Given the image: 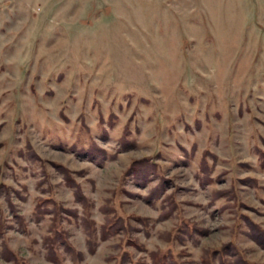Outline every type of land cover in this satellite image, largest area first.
Returning a JSON list of instances; mask_svg holds the SVG:
<instances>
[{
  "label": "rangeland",
  "instance_id": "rangeland-1",
  "mask_svg": "<svg viewBox=\"0 0 264 264\" xmlns=\"http://www.w3.org/2000/svg\"><path fill=\"white\" fill-rule=\"evenodd\" d=\"M248 221L264 0H0V264H264Z\"/></svg>",
  "mask_w": 264,
  "mask_h": 264
},
{
  "label": "trees",
  "instance_id": "trees-1",
  "mask_svg": "<svg viewBox=\"0 0 264 264\" xmlns=\"http://www.w3.org/2000/svg\"><path fill=\"white\" fill-rule=\"evenodd\" d=\"M64 169V168H63ZM63 174L65 175V178L70 180V177L69 175L67 174L68 172L66 170H63L62 171ZM248 224L249 226L251 227V230H252V234L251 236L254 238V240L261 246L264 245V230L258 228L255 224H253L252 222L248 221ZM51 250V248H50ZM228 251V252H233L234 255L235 253L238 254V250L237 248L232 245L231 243L229 244V246L225 245L223 246L220 250H215L211 253V255H216L217 254L219 255V257H217V264H227V261L225 260L226 259V254L225 252ZM54 255V254H53ZM231 255V254H229ZM232 256V255H231ZM56 257V256H55ZM239 258H241V262L243 264H250L249 262L245 261L242 256H239ZM238 261V260H236ZM203 264H213V261H212V258H208L207 260H202ZM240 263V261H238ZM215 264V263H214ZM241 264V263H240Z\"/></svg>",
  "mask_w": 264,
  "mask_h": 264
}]
</instances>
